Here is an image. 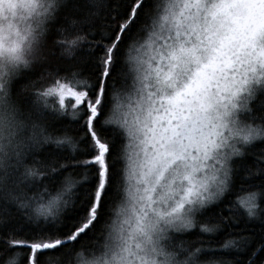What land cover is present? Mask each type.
Segmentation results:
<instances>
[{
	"label": "snow or ice",
	"instance_id": "snow-or-ice-1",
	"mask_svg": "<svg viewBox=\"0 0 264 264\" xmlns=\"http://www.w3.org/2000/svg\"><path fill=\"white\" fill-rule=\"evenodd\" d=\"M0 264H264V0H0Z\"/></svg>",
	"mask_w": 264,
	"mask_h": 264
},
{
	"label": "trees",
	"instance_id": "trees-1",
	"mask_svg": "<svg viewBox=\"0 0 264 264\" xmlns=\"http://www.w3.org/2000/svg\"><path fill=\"white\" fill-rule=\"evenodd\" d=\"M67 100H68V97L66 98V102H67Z\"/></svg>",
	"mask_w": 264,
	"mask_h": 264
},
{
	"label": "rangeland",
	"instance_id": "rangeland-1",
	"mask_svg": "<svg viewBox=\"0 0 264 264\" xmlns=\"http://www.w3.org/2000/svg\"><path fill=\"white\" fill-rule=\"evenodd\" d=\"M67 98V97H66Z\"/></svg>",
	"mask_w": 264,
	"mask_h": 264
}]
</instances>
